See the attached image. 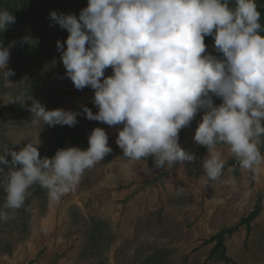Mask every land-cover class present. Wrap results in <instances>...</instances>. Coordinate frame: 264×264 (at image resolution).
<instances>
[{
  "label": "clouds",
  "instance_id": "9594fccd",
  "mask_svg": "<svg viewBox=\"0 0 264 264\" xmlns=\"http://www.w3.org/2000/svg\"><path fill=\"white\" fill-rule=\"evenodd\" d=\"M234 3V7L231 6ZM256 0H88L79 15L51 11L50 21L69 33L57 50L77 90H94L93 112L82 105L88 120L123 125L116 144L132 161L154 158L156 168L196 160L179 144V133L198 112L202 119L193 140L207 149L202 167L206 182L222 176L226 159L218 145H227L241 169L258 174L264 166V25ZM15 23L0 9V31ZM214 38V55L205 37ZM66 43V48L64 44ZM10 47L0 42V72L8 68ZM111 68L112 74L105 75ZM221 99L215 104L213 97ZM23 94L15 102L24 104ZM34 123L75 126L80 114L47 109L38 100L26 105ZM109 137L95 127L89 146L58 149L41 157L39 133L19 151L0 152V188L9 210L20 209L29 190L47 189L57 203L79 185L86 170L112 152ZM20 141H13L17 144ZM11 160L7 159V155ZM232 171V169H229Z\"/></svg>",
  "mask_w": 264,
  "mask_h": 264
},
{
  "label": "rangeland",
  "instance_id": "374dc122",
  "mask_svg": "<svg viewBox=\"0 0 264 264\" xmlns=\"http://www.w3.org/2000/svg\"><path fill=\"white\" fill-rule=\"evenodd\" d=\"M87 3L0 0V9L15 16L6 35L0 31L3 45L10 47L8 68L14 72L8 79L0 72V152L8 147L19 151L38 133L41 157L69 146L86 149L95 127L106 131L112 148L59 202L50 203L47 189L36 185L20 209L9 210L10 218L0 222V264H264V200L261 212L244 221L264 190V166L258 174L241 169L221 144L217 147L226 159L222 176L206 182L202 162L208 152L199 151L204 146L193 140L203 111L179 133V144L196 160L165 168H156L152 156L139 161L123 156L116 144L123 125L85 117L82 105L98 111L94 90H77L67 77L56 42L64 43L69 33L52 23L49 14L78 16ZM256 3L264 6V0ZM111 74V68L105 70L106 76ZM21 94L28 98L23 105L15 102ZM33 100L47 109L80 113L77 123H34L26 107ZM213 101L221 103L215 96ZM260 149L264 154V142ZM5 201L0 188V207ZM229 228L232 232L223 239H212Z\"/></svg>",
  "mask_w": 264,
  "mask_h": 264
},
{
  "label": "trees",
  "instance_id": "16d2710c",
  "mask_svg": "<svg viewBox=\"0 0 264 264\" xmlns=\"http://www.w3.org/2000/svg\"><path fill=\"white\" fill-rule=\"evenodd\" d=\"M234 7V3L231 5ZM258 11L261 13V17H260V22L262 25H264V6L262 8H257ZM2 32V31H1ZM0 32V34H1ZM2 34H5V31L2 32ZM0 35V42H2L3 40V35ZM8 36V34H7ZM205 44L207 45V48H209L212 52L216 53L215 52V48H214V38L211 37V36H206L205 37ZM217 55H219L218 53H216ZM206 147H203V148H200L199 151H203ZM264 200V190H262L260 193H259V197H258V200H257V203H256V206L254 208V211L251 213V215L247 218H244V221H247V222H250L252 219H254L260 212H261V209H262V201ZM232 228H229V229H223L221 230L218 234L214 235L212 237V239H217L218 237L220 239H223L224 236H225V232H229L231 233L232 232Z\"/></svg>",
  "mask_w": 264,
  "mask_h": 264
}]
</instances>
